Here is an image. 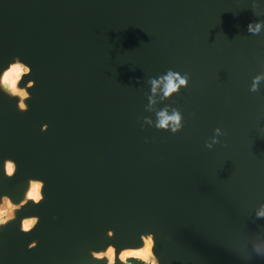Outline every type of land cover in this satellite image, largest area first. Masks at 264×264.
I'll use <instances>...</instances> for the list:
<instances>
[{"label": "water", "instance_id": "obj_1", "mask_svg": "<svg viewBox=\"0 0 264 264\" xmlns=\"http://www.w3.org/2000/svg\"><path fill=\"white\" fill-rule=\"evenodd\" d=\"M17 57L0 264H107L109 244L123 264L150 235L157 264H264V0H0V73ZM169 71L187 86L165 96ZM29 180L43 199L17 208Z\"/></svg>", "mask_w": 264, "mask_h": 264}, {"label": "clouds", "instance_id": "obj_2", "mask_svg": "<svg viewBox=\"0 0 264 264\" xmlns=\"http://www.w3.org/2000/svg\"><path fill=\"white\" fill-rule=\"evenodd\" d=\"M30 67L26 66L19 57H17L12 63H9L3 72L0 73V85L10 94L19 95L21 97V102L18 107L21 110H27L25 104L23 103V98L28 96V93L17 87L18 82L21 80L24 74L30 72ZM162 79L165 81L164 84V95H171L173 92L178 91L179 86H187V77L181 78L178 73H173L169 71ZM155 81L153 84L155 85ZM255 87V85H254ZM155 91V87L153 88ZM160 120L157 127H168L169 121L172 122V130L176 131L179 127L180 115L179 113H173L168 115L166 112L159 113ZM13 174V163H6V175ZM42 186L43 181L29 180V187L25 193V199L21 201L20 205L15 207H20L22 204L27 203L31 199L34 203H39L42 199ZM5 207L0 208V225L7 223V221L12 218L13 205L10 199L5 196L4 198ZM21 231L27 232L31 230L34 225L38 223V217H26L22 220ZM113 231L109 232V235H114ZM155 245L154 238L150 235L148 236L144 244L140 247H126L120 250L119 260L123 264H157L155 259L153 248ZM34 245H29L33 247ZM95 259H104L107 257V264H116V247L113 244H109L106 250H101L98 253H94Z\"/></svg>", "mask_w": 264, "mask_h": 264}]
</instances>
